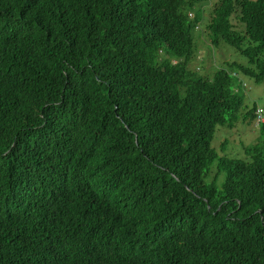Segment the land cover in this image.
I'll use <instances>...</instances> for the list:
<instances>
[{
  "label": "trees",
  "instance_id": "1",
  "mask_svg": "<svg viewBox=\"0 0 264 264\" xmlns=\"http://www.w3.org/2000/svg\"><path fill=\"white\" fill-rule=\"evenodd\" d=\"M197 1L0 0V264H264V121L244 158L211 146L237 75L264 86V0L213 4L247 64L211 78Z\"/></svg>",
  "mask_w": 264,
  "mask_h": 264
},
{
  "label": "rangeland",
  "instance_id": "2",
  "mask_svg": "<svg viewBox=\"0 0 264 264\" xmlns=\"http://www.w3.org/2000/svg\"><path fill=\"white\" fill-rule=\"evenodd\" d=\"M217 0H199L194 4V8L186 10L189 18L193 19L198 9L202 12V18L193 29V37L195 43V50L192 58L188 63V67L199 75L206 78H211L214 72L220 68H228V64L232 62L247 64L245 56L240 54L230 45L219 42L212 44L206 25L208 24L210 13L213 4ZM232 23L238 27V21L233 17ZM241 84L245 83L242 87L243 104L240 107L239 117L233 122L231 126H218L214 133V138L211 146L216 150L218 156H228L244 158V148L248 145L254 144L260 137V124L255 119L251 118L249 111L255 108L263 110L264 119V86L263 83H257L250 76L242 74L237 75ZM255 112V111H254ZM217 174V166L214 163L204 180L210 182ZM224 180V173H220L217 178V187L221 188Z\"/></svg>",
  "mask_w": 264,
  "mask_h": 264
},
{
  "label": "built area",
  "instance_id": "3",
  "mask_svg": "<svg viewBox=\"0 0 264 264\" xmlns=\"http://www.w3.org/2000/svg\"><path fill=\"white\" fill-rule=\"evenodd\" d=\"M244 86H245V83H242V87ZM254 114H255V119L257 120L258 123H261L264 121L263 110L261 108H256Z\"/></svg>",
  "mask_w": 264,
  "mask_h": 264
}]
</instances>
